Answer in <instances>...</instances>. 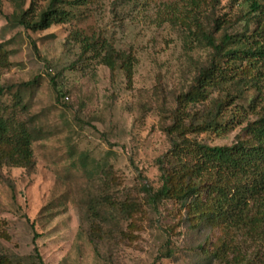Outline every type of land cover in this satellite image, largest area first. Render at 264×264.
<instances>
[{
  "label": "rangeland",
  "instance_id": "rangeland-1",
  "mask_svg": "<svg viewBox=\"0 0 264 264\" xmlns=\"http://www.w3.org/2000/svg\"><path fill=\"white\" fill-rule=\"evenodd\" d=\"M31 1L0 0V43L11 63L0 79V113L14 112L30 124L35 161L31 173L0 169V254L25 264H39L36 253L42 264H217L207 252L214 251L219 231L193 227L173 201L148 206L142 187L159 189L161 173L174 165L173 141L181 138L167 129L175 120L176 98L213 54L195 36L198 29L210 32L217 46L230 37L224 48L237 49L252 4L263 6L264 0H85L66 7L69 21L42 31L26 30L16 18ZM49 1L33 0L35 18ZM73 33L133 54L132 82L120 70L112 76L91 57L81 60ZM222 58V66H231ZM227 94L233 105L224 106L222 123L247 110L253 98L258 109L264 106V83L259 95L233 81L212 90L205 105L191 106L189 116ZM17 98L24 108L14 110ZM244 125L222 137L185 138L230 146L237 136L244 138ZM106 172L113 177L107 184ZM104 194L135 197L146 214L137 231L121 223L130 239L107 233L108 224L95 246L89 242L88 202ZM261 250L264 258V244Z\"/></svg>",
  "mask_w": 264,
  "mask_h": 264
},
{
  "label": "trees",
  "instance_id": "trees-1",
  "mask_svg": "<svg viewBox=\"0 0 264 264\" xmlns=\"http://www.w3.org/2000/svg\"><path fill=\"white\" fill-rule=\"evenodd\" d=\"M83 1L75 0L69 4L67 0H50L35 18L32 0L28 10L16 18L26 30H46L69 21L71 17L66 7L82 5ZM251 7V17L245 21L243 44L237 49L224 48L230 43V37H224L223 45L217 46L210 32L197 27L195 36L212 49L211 60L200 70L187 92L176 98L175 120L167 129L168 135L181 138L173 141V167L161 173L159 189L142 187L148 206L153 207L161 200L173 201L184 212L185 221L193 227L219 231L214 251L207 252L217 264H264V258L260 256L264 244V106L258 109L256 98H253L247 110L235 111L231 120L222 123L224 106L227 102L233 105L234 98L227 94L223 100H214L192 117L188 113L191 106L205 105L212 90L233 81L255 88L260 95L264 83V5L254 2ZM251 23L256 25L252 32ZM72 37L81 44V60L91 57L107 67L112 76L120 70L127 83L132 82L133 54L119 52L99 38H80L76 33ZM222 57H226L231 66H222L219 61ZM10 66L9 53L0 43V79ZM3 92L0 86V96ZM19 107L24 108L17 98L13 108ZM253 114L255 120H246ZM188 117L190 124L186 125L184 121ZM242 123L245 124L241 129L244 138L237 136L230 146L210 147L185 138L189 133H211L222 137ZM33 131L30 124L17 118L14 112L0 113V169L10 167L27 173L34 170ZM103 178L107 179L106 184L113 180L108 172ZM88 204L89 242L95 246L102 242V227L107 230L108 224L111 228L107 233L119 232L121 239H130L132 233L123 231L121 223H128V229L137 231L146 214L135 197L121 199L104 194ZM34 257L42 264L37 253ZM0 264L25 262L0 254Z\"/></svg>",
  "mask_w": 264,
  "mask_h": 264
}]
</instances>
